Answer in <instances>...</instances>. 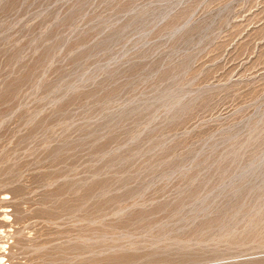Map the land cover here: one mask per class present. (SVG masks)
Wrapping results in <instances>:
<instances>
[{
  "label": "rangeland",
  "instance_id": "1",
  "mask_svg": "<svg viewBox=\"0 0 264 264\" xmlns=\"http://www.w3.org/2000/svg\"><path fill=\"white\" fill-rule=\"evenodd\" d=\"M0 264H264V0H0Z\"/></svg>",
  "mask_w": 264,
  "mask_h": 264
},
{
  "label": "bare ground",
  "instance_id": "2",
  "mask_svg": "<svg viewBox=\"0 0 264 264\" xmlns=\"http://www.w3.org/2000/svg\"><path fill=\"white\" fill-rule=\"evenodd\" d=\"M2 260V259H1Z\"/></svg>",
  "mask_w": 264,
  "mask_h": 264
}]
</instances>
